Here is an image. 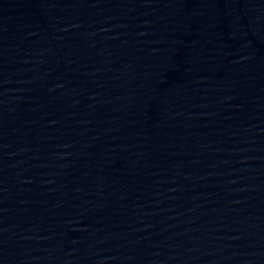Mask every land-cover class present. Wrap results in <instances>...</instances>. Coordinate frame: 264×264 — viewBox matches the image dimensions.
Listing matches in <instances>:
<instances>
[{
  "label": "water",
  "instance_id": "water-1",
  "mask_svg": "<svg viewBox=\"0 0 264 264\" xmlns=\"http://www.w3.org/2000/svg\"><path fill=\"white\" fill-rule=\"evenodd\" d=\"M0 264H264V0H0Z\"/></svg>",
  "mask_w": 264,
  "mask_h": 264
}]
</instances>
